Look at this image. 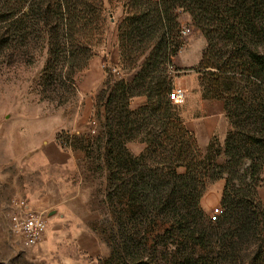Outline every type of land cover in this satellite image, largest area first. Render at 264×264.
<instances>
[{
	"label": "trees",
	"instance_id": "1",
	"mask_svg": "<svg viewBox=\"0 0 264 264\" xmlns=\"http://www.w3.org/2000/svg\"><path fill=\"white\" fill-rule=\"evenodd\" d=\"M88 1L0 0V53L43 39L50 54L44 76L60 50L67 67L81 70L90 50L75 35L89 21ZM130 9L121 66L135 69L139 58L129 50H139V43L149 54L131 80L108 78L98 97L95 135L56 136L62 146L85 150L97 170L107 173L106 203L124 240L115 242L104 264H162L158 254L164 264H207L199 252L211 247L217 255L208 264H228L244 261L240 253L248 244L254 264H264V204L258 195L264 167V0H134ZM180 12L190 13L207 40L193 69L202 96L223 101L229 123L224 141L214 136L206 150L169 98L174 76L192 70L172 63L183 44ZM137 96L147 102L131 109ZM136 140L146 144L140 155L127 147ZM222 154L224 163L218 160ZM222 178L224 214L212 221L200 201L207 186ZM136 233L144 250L131 261L122 258L132 253Z\"/></svg>",
	"mask_w": 264,
	"mask_h": 264
},
{
	"label": "rangeland",
	"instance_id": "2",
	"mask_svg": "<svg viewBox=\"0 0 264 264\" xmlns=\"http://www.w3.org/2000/svg\"><path fill=\"white\" fill-rule=\"evenodd\" d=\"M133 1H88L89 21L85 29L75 35V39L87 44L90 50L87 53L89 60L81 70L67 67L64 51L60 50L52 53L49 72L44 76L50 54L48 44L43 39L33 40L24 49L10 48L0 53V167L5 166L11 175L9 180L0 181L5 194L0 210V264H104L111 257L115 242L118 245L123 242L124 238L120 235L121 232H117L113 215L106 203L107 173L97 170V163L87 158L85 150L62 146L57 142L56 136L64 131L75 135L78 140L88 138L92 136V121L96 122L97 133L98 97L105 88L106 81L110 77L131 80L149 54L150 48L146 49L145 46L141 49L139 43V50H129L133 51V58H139L133 64L135 69H123L121 66V37L123 30L126 32L125 21ZM178 20L179 37L183 44L172 57L173 65L179 68L175 64L177 57L190 62L195 61L197 55L200 59L197 64L188 68L192 70L181 71L174 76V86L180 84L181 76L197 75L200 78V74L193 69L199 65L207 47V40L194 25L190 13L180 12ZM183 29L188 32L183 34ZM114 32L117 34L119 48L116 65L103 55ZM82 56L81 52L79 57ZM97 59L104 82L95 94L92 115L84 118L82 108L88 98H93L94 93L88 91L91 83L89 71L94 64L97 65ZM68 73L73 76L71 80ZM182 88L186 89L185 102L176 105V111L182 118V115L187 114L190 120H194L199 113L195 100L203 97L201 88ZM190 106H193V111ZM78 126L82 128L78 129ZM216 134L219 142L221 135L219 132ZM40 135L46 140L45 144H39ZM128 144L131 154L135 155L139 151V140ZM43 147L49 153L47 163L36 152V149ZM54 148L63 152L82 151L85 159L77 154L69 159L67 156L59 159ZM1 157L8 160L2 162ZM218 160L224 163V154ZM183 170L184 168H179L178 171ZM260 180L258 195L264 204V167ZM224 186V178L207 186L200 201L207 219L213 208L225 209L221 203ZM215 193L220 194L219 201L215 200ZM14 199L26 200L31 209L43 212L47 218L46 232L34 246H26L23 238L12 232L4 219ZM132 242V253L129 256L122 254V258L130 261L139 258V251L144 250L140 246L138 233L133 235ZM251 250L252 247L248 244L246 250L240 253L244 261L228 264H254V253ZM158 255V262L164 264V255ZM216 255L217 251L212 250V247L203 248L199 252V256H204L207 264Z\"/></svg>",
	"mask_w": 264,
	"mask_h": 264
},
{
	"label": "crops",
	"instance_id": "3",
	"mask_svg": "<svg viewBox=\"0 0 264 264\" xmlns=\"http://www.w3.org/2000/svg\"><path fill=\"white\" fill-rule=\"evenodd\" d=\"M118 42V38H117V34L116 32H114V34L112 35V37L109 39V44L107 46V48L105 49V52L103 55H106V57H108L110 59V63H112L113 65H116L118 60H119V48L117 45ZM98 58V57H97ZM200 57L197 55L196 60L193 62L190 61H182V59H177L175 60V64L177 65V67L179 68H189L195 64H197L199 62ZM98 59H97V65L94 64L93 68H91V70L89 71L90 74V80L91 83H89V92H94L93 93V98H88L87 99V103L85 104V106H83L82 108V112H83V117L85 118V116L87 115H92L93 111H94V104H95V94L100 90V88L103 85L104 82V77H103V72H101V70L98 68ZM101 68V67H100ZM102 69V68H101ZM180 84H175L176 86H183L184 88H198L199 85V78L197 75H192V76H181L180 79ZM186 90V89H185ZM85 95V94H84ZM147 102V98L145 96H138V97H134L131 100L130 103V107L131 109H137L143 105H145ZM196 103H198L197 105H195L196 108H198L199 110H197L199 113L198 115H196L194 118V120H190L189 117L187 116V114L182 115L183 119L185 121V125L187 127V129H189L190 131H192L196 138L197 141L199 143V146L201 147V149L206 150L207 147L209 146L212 138L214 136H216L219 132V134L221 136H219V140L221 142L224 141L226 133L228 131V119L226 117V113H225V107H224V102L221 100H216V99H205L203 97H200L199 100H195ZM191 107V111H193V106ZM195 110V109H194ZM189 110V112H191ZM80 124V122H79ZM82 127L78 126V129H81ZM79 132V130H78ZM39 144H45L46 140L44 139V137H42L41 135L39 136ZM54 142V141H53ZM52 142V143H53ZM129 145V144H128ZM130 148V146H128ZM146 144L143 142L139 141V151H137L136 153H134L135 155H140L143 150L145 149ZM54 151L57 152L59 159L61 158H65V156H67V158L69 159L70 157H74V155H78L81 156L82 158L85 159L84 153L82 151H69V152H63V150H57V148H54ZM36 152H39L41 159L44 161V163L48 162L49 159V153L47 152L46 148H40L36 149ZM8 159H4L1 157V161H5ZM61 161V160H60ZM11 177V175L9 174V170L5 168V166L0 167V181L5 182L6 180H9ZM5 185V184H4ZM3 188V183L0 184V210L2 209V202L5 199V194L2 190ZM216 194V193H215ZM221 198L220 194L217 193L215 195V200L219 201ZM13 211L12 208H10V212Z\"/></svg>",
	"mask_w": 264,
	"mask_h": 264
},
{
	"label": "built area",
	"instance_id": "4",
	"mask_svg": "<svg viewBox=\"0 0 264 264\" xmlns=\"http://www.w3.org/2000/svg\"><path fill=\"white\" fill-rule=\"evenodd\" d=\"M188 30L183 29L182 33L186 34ZM170 73L176 74L174 66H168ZM169 98L174 105H180L185 102L186 92L182 87L174 86L169 94ZM93 129L92 135L96 134V122L92 121ZM10 208L13 211H9L4 219L9 224V228L12 232L21 236L26 246H34L38 244L43 238L47 228V218L43 212L31 209L26 200L14 199L11 201ZM224 210L222 207H215L210 212V219L217 221Z\"/></svg>",
	"mask_w": 264,
	"mask_h": 264
}]
</instances>
